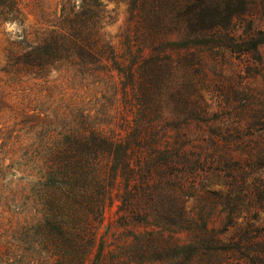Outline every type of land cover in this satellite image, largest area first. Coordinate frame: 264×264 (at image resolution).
I'll use <instances>...</instances> for the list:
<instances>
[{
	"label": "rangeland",
	"instance_id": "1",
	"mask_svg": "<svg viewBox=\"0 0 264 264\" xmlns=\"http://www.w3.org/2000/svg\"><path fill=\"white\" fill-rule=\"evenodd\" d=\"M101 1L109 11L106 37L122 58L128 50L137 52L144 40L142 28L136 30L145 22L142 14L161 3L169 8L162 46L181 59L176 72L181 92L165 106L164 117L191 121L188 128L181 123L188 134L185 147L202 159L195 183L184 187L181 229L171 227L176 232L158 237L170 244L160 257L139 260L130 254L126 244L145 228L121 218L114 202L100 228L105 252L101 264H264V0ZM56 2L24 0L28 27L49 23ZM199 11L208 17L195 19L198 31L182 34L187 15ZM15 30L14 24L0 28L2 244L12 239L16 220L21 224L35 215L26 202L24 182L10 184L24 175L18 165L22 154L41 147L43 135L53 133L58 118L71 110H89L114 128L127 116L121 102L108 99L109 92L72 71L57 72L46 81L3 73L1 49ZM142 52L146 55L149 49L143 46Z\"/></svg>",
	"mask_w": 264,
	"mask_h": 264
},
{
	"label": "trees",
	"instance_id": "2",
	"mask_svg": "<svg viewBox=\"0 0 264 264\" xmlns=\"http://www.w3.org/2000/svg\"><path fill=\"white\" fill-rule=\"evenodd\" d=\"M23 2L0 0V28L16 26L1 49V71L18 80L45 81L72 71L109 92L108 99L121 102L127 116L114 128L89 110H71L58 118L53 133L43 135L41 147L22 154L18 165L24 175L10 184L24 182L35 215L21 224L16 220L6 244L0 238V264H101L100 228L114 202L121 218L145 228L126 244L130 254L139 260L160 257L170 244L158 237L176 232L171 227L181 229L184 187L195 183L202 162L185 147L188 134L181 126L191 121L164 117L165 106L181 92L176 82L181 59L162 46L169 8L161 3L142 14L145 22L136 30L142 28L144 40L122 58L106 37L109 11L101 0H57L52 20L37 27L26 24ZM207 17L201 11L187 15L182 34H195V19Z\"/></svg>",
	"mask_w": 264,
	"mask_h": 264
}]
</instances>
